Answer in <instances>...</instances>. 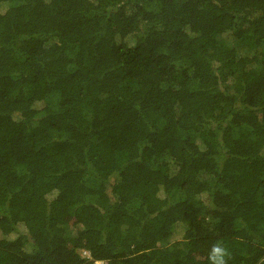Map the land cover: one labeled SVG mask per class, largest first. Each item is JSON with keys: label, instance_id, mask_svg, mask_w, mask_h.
<instances>
[{"label": "trees", "instance_id": "16d2710c", "mask_svg": "<svg viewBox=\"0 0 264 264\" xmlns=\"http://www.w3.org/2000/svg\"><path fill=\"white\" fill-rule=\"evenodd\" d=\"M0 264H264V0H0Z\"/></svg>", "mask_w": 264, "mask_h": 264}, {"label": "rangeland", "instance_id": "374dc122", "mask_svg": "<svg viewBox=\"0 0 264 264\" xmlns=\"http://www.w3.org/2000/svg\"><path fill=\"white\" fill-rule=\"evenodd\" d=\"M149 9H152L153 7L148 6ZM6 10V9H4ZM3 10V11H4ZM232 47L235 48L242 56L248 55V53L256 47L255 41L253 40H245L238 43H233ZM58 94H53L49 97V102L51 106L56 107L58 104ZM91 183L92 181L89 180ZM84 255V254H83Z\"/></svg>", "mask_w": 264, "mask_h": 264}, {"label": "built area", "instance_id": "2783aa9c", "mask_svg": "<svg viewBox=\"0 0 264 264\" xmlns=\"http://www.w3.org/2000/svg\"><path fill=\"white\" fill-rule=\"evenodd\" d=\"M84 256L89 257V254L87 252H83Z\"/></svg>", "mask_w": 264, "mask_h": 264}]
</instances>
